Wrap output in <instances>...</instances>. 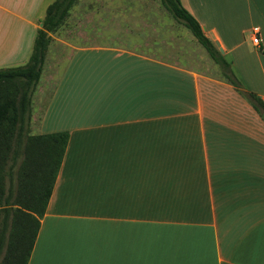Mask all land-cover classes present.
I'll return each instance as SVG.
<instances>
[{
	"label": "crops",
	"instance_id": "obj_1",
	"mask_svg": "<svg viewBox=\"0 0 264 264\" xmlns=\"http://www.w3.org/2000/svg\"><path fill=\"white\" fill-rule=\"evenodd\" d=\"M53 1L0 0V68L27 63ZM180 2L230 69L73 47L52 98L30 117L31 135L69 137L27 264H264V111L245 96L264 102V0ZM70 81L86 98L72 114L96 104L97 122L65 112L49 122Z\"/></svg>",
	"mask_w": 264,
	"mask_h": 264
},
{
	"label": "trees",
	"instance_id": "obj_2",
	"mask_svg": "<svg viewBox=\"0 0 264 264\" xmlns=\"http://www.w3.org/2000/svg\"><path fill=\"white\" fill-rule=\"evenodd\" d=\"M75 0H54L46 8L35 43L26 64L0 68V264H27L39 218L44 214L58 173L69 133L58 131L26 135L32 93L39 81L49 33L56 30ZM162 5L183 24L221 68L228 61L204 33L197 19L180 0H161ZM224 75L241 91L239 80L231 72ZM246 98L258 113L264 102L253 92ZM22 155V158L20 156Z\"/></svg>",
	"mask_w": 264,
	"mask_h": 264
},
{
	"label": "rangeland",
	"instance_id": "obj_3",
	"mask_svg": "<svg viewBox=\"0 0 264 264\" xmlns=\"http://www.w3.org/2000/svg\"><path fill=\"white\" fill-rule=\"evenodd\" d=\"M192 36L190 31L165 9L161 0H75L58 28L49 33L50 41L45 52L42 75L39 78L45 84L38 87L41 84L39 82L32 93L30 117L33 109L39 113L49 97L52 98L50 93L60 81L67 58L71 55L73 47L78 45L99 44L101 47L111 46L126 51L130 49L171 63L176 62L182 67L197 71H216L221 75L224 69L211 63L205 50ZM49 74H52V77L50 81L45 82ZM63 85L66 86L65 91L59 93L51 104L49 122L57 124L55 117L57 113L63 112L67 116L65 120L72 118L78 121L82 119L97 122L94 113L96 114L100 108L96 104L93 109L88 108L94 111L89 116L72 114L76 113V110H82V106L78 107L77 104L81 101L83 105L86 100L85 94L78 99L75 81ZM75 87L76 92H73ZM102 93H105L101 96L106 98L103 100L107 105L112 94L109 84ZM97 99L99 98H95V101ZM87 100L94 101L92 98ZM101 122H104V119L101 118ZM26 128L27 132L21 139V146L26 142V135L31 134L30 118ZM21 158L22 155L19 159Z\"/></svg>",
	"mask_w": 264,
	"mask_h": 264
},
{
	"label": "built area",
	"instance_id": "obj_4",
	"mask_svg": "<svg viewBox=\"0 0 264 264\" xmlns=\"http://www.w3.org/2000/svg\"><path fill=\"white\" fill-rule=\"evenodd\" d=\"M252 42L255 45H259L260 44V38L258 36V28L257 27L253 28Z\"/></svg>",
	"mask_w": 264,
	"mask_h": 264
},
{
	"label": "water",
	"instance_id": "obj_5",
	"mask_svg": "<svg viewBox=\"0 0 264 264\" xmlns=\"http://www.w3.org/2000/svg\"><path fill=\"white\" fill-rule=\"evenodd\" d=\"M226 71H228V68L226 69ZM261 117L264 119V112L262 113Z\"/></svg>",
	"mask_w": 264,
	"mask_h": 264
}]
</instances>
